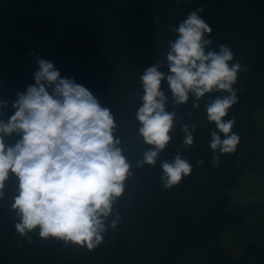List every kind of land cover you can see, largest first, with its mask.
I'll return each instance as SVG.
<instances>
[{"label": "trees", "instance_id": "obj_1", "mask_svg": "<svg viewBox=\"0 0 264 264\" xmlns=\"http://www.w3.org/2000/svg\"><path fill=\"white\" fill-rule=\"evenodd\" d=\"M6 1L3 14L13 30L35 32L40 46L30 51L26 61L19 55L8 60L0 57V102H6L0 119L7 121L14 114L17 93L34 84L36 59L50 61L61 78H74L111 110L115 135L132 165V175L124 182L106 226L116 214L119 223L115 229L108 227L94 250L42 239L38 230L21 237L13 227L16 179L10 177L0 199V264H180L188 255L204 251L210 264H264V243L238 234L244 253L233 258L224 252L221 240L226 231L242 226L254 209L251 203L229 205V190L248 167L264 161V140L256 139V111L264 107V0H78L82 10L75 7V12L62 14L41 8L43 0ZM197 8H203L198 14L212 29L206 38L213 43L206 51H218L225 44L234 53L233 63L248 69L238 74L233 86L238 103L225 117L235 118L232 131L240 142L235 153L221 155L214 166L209 129L215 126L207 121L205 105L222 94H206L199 100L190 96L186 104L175 105L163 80L167 110L176 113L172 140L154 167H137L136 161L149 147L138 134L133 112L143 94L139 77L157 60H161L159 70L169 74L163 59L169 41L176 37L168 26L178 25ZM120 75H124L123 87L110 92L107 80ZM184 124L196 126L190 148L182 143ZM177 152L183 153L193 170L178 185L165 189L160 164L171 161ZM256 222L264 232V210Z\"/></svg>", "mask_w": 264, "mask_h": 264}, {"label": "clouds", "instance_id": "obj_2", "mask_svg": "<svg viewBox=\"0 0 264 264\" xmlns=\"http://www.w3.org/2000/svg\"><path fill=\"white\" fill-rule=\"evenodd\" d=\"M202 11H190L178 25L168 26L176 37L169 41L163 59L169 74L159 70L161 60H157L139 77L143 94L136 111L137 131L149 147L136 161L137 167H154L172 140L176 113L167 110L163 80L175 105L186 104L190 96L199 100L206 94H222L205 105L207 121L215 126L209 129L214 166L221 155L235 153L240 142L232 131L235 118L225 117L238 103L233 87L238 74L248 69L233 63L234 53L225 44L218 51H206L213 43L206 38L212 29L198 14ZM35 62L34 84L17 93L14 114L7 121L0 119V199L6 181L15 177L11 210L17 217L13 227L21 237L38 230L42 239L94 250L108 227L115 229L119 223L116 214L106 226L124 192V182L132 175V165L115 135L111 110L74 78H61L52 62L39 58ZM4 106L6 102H0V108ZM195 127L182 125L185 148L194 145ZM12 137L14 142H7ZM160 168V182L170 189L189 176L193 165L177 152L171 161H161Z\"/></svg>", "mask_w": 264, "mask_h": 264}, {"label": "rangeland", "instance_id": "obj_3", "mask_svg": "<svg viewBox=\"0 0 264 264\" xmlns=\"http://www.w3.org/2000/svg\"><path fill=\"white\" fill-rule=\"evenodd\" d=\"M8 6L6 0H0V57L4 60L13 58L19 55L24 60H28L31 55V50L40 46L37 35L33 31L21 32L14 31L11 27V21L8 20L3 11ZM75 7L82 10L80 1L78 0H43L41 8L49 11L62 14L65 12H75ZM77 11V10H76ZM29 51V55L26 53ZM26 55V56H25ZM1 72V71H0ZM124 75L118 76L116 79L107 80L111 87L110 92H115L116 89L123 87L125 82H122ZM129 85L126 84L125 88ZM104 88V87H103ZM106 89V86L103 90ZM138 104V103H137ZM137 104L135 110H137ZM136 114V111H133ZM258 137L256 139L264 140V107L256 111ZM230 200L229 205L234 204H253V211L246 215L244 224L239 228L228 230L222 236L223 244L225 245V253L233 258H238L243 255L236 236L249 238L250 240L260 241L264 243V232L260 229L256 222L260 213L264 210V161L255 163L248 167L239 177L238 182L229 190ZM206 252H195L194 254L185 257L180 264H210L207 260Z\"/></svg>", "mask_w": 264, "mask_h": 264}]
</instances>
